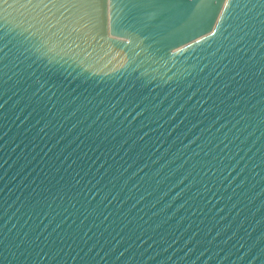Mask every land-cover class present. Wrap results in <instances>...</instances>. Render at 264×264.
Segmentation results:
<instances>
[{
    "label": "water",
    "instance_id": "95a60500",
    "mask_svg": "<svg viewBox=\"0 0 264 264\" xmlns=\"http://www.w3.org/2000/svg\"><path fill=\"white\" fill-rule=\"evenodd\" d=\"M0 264H264V0H0Z\"/></svg>",
    "mask_w": 264,
    "mask_h": 264
}]
</instances>
